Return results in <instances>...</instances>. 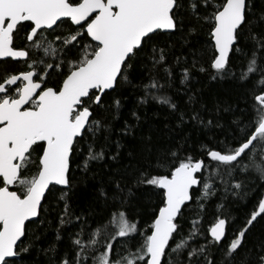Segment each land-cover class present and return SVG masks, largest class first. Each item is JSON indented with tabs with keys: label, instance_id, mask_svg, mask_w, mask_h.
Listing matches in <instances>:
<instances>
[{
	"label": "snow or ice",
	"instance_id": "1",
	"mask_svg": "<svg viewBox=\"0 0 264 264\" xmlns=\"http://www.w3.org/2000/svg\"><path fill=\"white\" fill-rule=\"evenodd\" d=\"M0 264H264V0H0Z\"/></svg>",
	"mask_w": 264,
	"mask_h": 264
}]
</instances>
